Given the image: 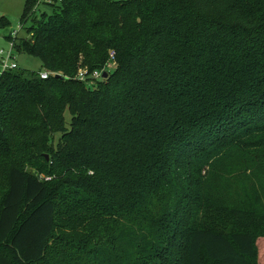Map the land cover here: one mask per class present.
<instances>
[{"label":"trees","instance_id":"obj_1","mask_svg":"<svg viewBox=\"0 0 264 264\" xmlns=\"http://www.w3.org/2000/svg\"><path fill=\"white\" fill-rule=\"evenodd\" d=\"M28 20L42 70L0 76V264H262L264 0H25Z\"/></svg>","mask_w":264,"mask_h":264},{"label":"rangeland","instance_id":"obj_2","mask_svg":"<svg viewBox=\"0 0 264 264\" xmlns=\"http://www.w3.org/2000/svg\"><path fill=\"white\" fill-rule=\"evenodd\" d=\"M111 1H124V0H111ZM24 10H25V0H0V20L3 17H5L7 18V20L10 21L9 27L3 28L0 26V51L10 50V41L8 40L7 37L9 36L12 37L15 31L18 32L19 38H24L27 36V28H29L32 25V21L28 20L25 23L24 27L21 25V18L24 13ZM36 12L37 15L43 12L50 14L51 8L48 5H45L41 1ZM16 52H17L16 60L19 65V69L33 71V72H40L42 70V63L40 59L34 57L33 55H29L25 52H18L17 50ZM67 117L70 118L69 113H67ZM261 257H262L261 262L262 264H264L263 250L261 252Z\"/></svg>","mask_w":264,"mask_h":264},{"label":"built area","instance_id":"obj_3","mask_svg":"<svg viewBox=\"0 0 264 264\" xmlns=\"http://www.w3.org/2000/svg\"><path fill=\"white\" fill-rule=\"evenodd\" d=\"M18 39V32L15 31L11 37L10 41V50L9 51H0V76L3 75L5 72L13 71L19 69V65L16 60V48L15 44ZM111 60H114V54L111 53L110 55ZM112 65L108 66L110 69ZM105 69L95 70L93 73L89 74L86 69H80L76 75L78 80L86 83V84H93L92 82L101 81L103 80L102 76L105 73ZM49 74L46 71H42L40 73L41 79H47Z\"/></svg>","mask_w":264,"mask_h":264},{"label":"water","instance_id":"obj_4","mask_svg":"<svg viewBox=\"0 0 264 264\" xmlns=\"http://www.w3.org/2000/svg\"><path fill=\"white\" fill-rule=\"evenodd\" d=\"M57 78H60V79H66L64 76H61V75H57ZM103 79H106L108 78V73H104L103 76H102ZM47 160H48V156H46Z\"/></svg>","mask_w":264,"mask_h":264}]
</instances>
